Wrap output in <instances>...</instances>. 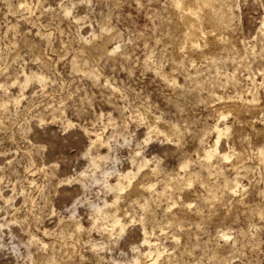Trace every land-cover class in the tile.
Masks as SVG:
<instances>
[{
	"label": "rangeland",
	"instance_id": "374dc122",
	"mask_svg": "<svg viewBox=\"0 0 264 264\" xmlns=\"http://www.w3.org/2000/svg\"><path fill=\"white\" fill-rule=\"evenodd\" d=\"M217 3L191 50L173 0H0V264H264V0ZM116 198L122 234L93 220Z\"/></svg>",
	"mask_w": 264,
	"mask_h": 264
},
{
	"label": "bare ground",
	"instance_id": "6f19581e",
	"mask_svg": "<svg viewBox=\"0 0 264 264\" xmlns=\"http://www.w3.org/2000/svg\"><path fill=\"white\" fill-rule=\"evenodd\" d=\"M174 1V3H175V6H177V8H178V10L181 12V14H182V18H183V21H184V23L187 25V33H185L187 36V39H188V43H189V48L191 49V50H195V49H198V47H200L199 46V43H198V41L195 39L196 38V35H198L199 33H204V32H206L207 30H205L204 31V27H203V24L204 23H207V25H208V23H210V25L211 26H213V28H216V27H219V29H225V30H228L229 29V25H230V19H229V15L227 14V11H226V9H224L225 10V12H222L221 10H220V7L218 8V3H217V1H219V0H190L191 2H189V3H191L190 5H187V3H186V1L187 0H173ZM189 1V0H188ZM228 2V1H227ZM227 2H225V3H227ZM227 5V4H226ZM223 6V5H222ZM228 6V5H227ZM225 7V6H224ZM227 8V7H226ZM229 13V12H228ZM228 16H227V15ZM230 15H231V11H230ZM232 17V16H231ZM230 17V18H231ZM79 18V17H78ZM232 21V20H231ZM107 24V23H106ZM232 24V23H231ZM209 25V26H210ZM210 26V27H211ZM232 26V25H231ZM106 27V26H105ZM233 27V26H232ZM212 28V27H211ZM210 28V29H211ZM226 28H228V29H226ZM104 29V28H103ZM107 29H108V27H107ZM105 30V29H104ZM104 30H103V32H104ZM110 30V29H109ZM217 30H218V28H217ZM231 30L232 29H230V32H231ZM105 31H107V30H105ZM211 31H213V29H211ZM216 31V30H215ZM110 32H113V31H110ZM109 32V33H110ZM209 32V31H208ZM208 32H206L207 34H208ZM229 32V31H228ZM105 33V32H104ZM210 33V32H209ZM217 33V32H216ZM223 33V32H222ZM213 34V33H212ZM106 35H107V38L109 39V37H110V35L108 34V33H106ZM201 35V34H200ZM206 35V34H205ZM215 36V35H214ZM103 37H105V35L103 36ZM201 37V36H200ZM205 37H207V36H205ZM198 38V37H197ZM202 38L205 40V38L202 36ZM214 38V37H213ZM223 35L222 36H220V40H222L223 41ZM231 38V37H230ZM229 38V39H230ZM104 39V38H103ZM106 39V38H105ZM104 39V40H105ZM111 39L113 40V38L111 37ZM209 39V38H208ZM218 39V38H217ZM216 39V41H219V42H222V41H220L219 39L217 40ZM226 39H228V38H226ZM107 40V39H106ZM207 40V39H206ZM210 41V40H209ZM226 41V40H225ZM107 42V41H106ZM204 42H207V41H204ZM110 43V42H109ZM109 43L107 42V43H105L104 42V44H99L100 46V50H101V52H103V53H109V54H113L114 52H116V50L119 48V46H115L113 49H110V47L108 46L109 45ZM226 43V42H225ZM204 47V46H203ZM80 58V57H79ZM81 59V58H80ZM85 59V58H84ZM83 59V60H84ZM82 62H84V61H74V70L75 69H80V67H81V65L83 64ZM86 62V61H85ZM84 65V64H83ZM82 65V66H83ZM86 65V64H85ZM82 68V67H81ZM80 70H82V69H80ZM84 70V69H83ZM94 71H95V69H94ZM93 70H90V71H86V73L88 74V75H90L91 77H95L96 75L95 74H97V73H95ZM98 77V76H97ZM97 79V78H96ZM175 79V78H174ZM34 80H37V81H40V82H43L44 81V77L43 76H41V75H39V74H32V75H27L26 76V78H25V83H24V86H26L27 84H29L31 81H34ZM107 83V82H106ZM253 83H254V81H253ZM253 85V84H252ZM260 85V84H259ZM258 86V85H257ZM256 86V83H254V85H253V87H251L250 89H249V91H251L252 93L251 94H253V100H256V99H258L259 97H258V90H257V87ZM245 90V89H244ZM243 92V91H242ZM248 95H249V93H248ZM241 96V95H240ZM251 96V95H250ZM16 97V96H15ZM240 98V97H239ZM239 101V100H238ZM243 101V100H242ZM257 101V100H256ZM259 101V100H258ZM1 102H2V100H1ZM225 102V101H224ZM7 103V102H6ZM5 103V100H4V102H2L1 103V105L2 106H4V105H7ZM248 103V102H247ZM251 103V102H250ZM249 103V104H250ZM242 104V103H241ZM254 104V103H253ZM238 105V104H237ZM236 105V106H237ZM258 105V104H257ZM231 106V105H230ZM243 106V105H242ZM240 107V106H239ZM244 107V106H243ZM246 107V106H245ZM237 110L239 109V108H237V107H235ZM62 112V111H61ZM63 113V112H62ZM145 113V112H144ZM255 116V115H254ZM153 117V116H152ZM155 118V117H154ZM228 118V117H227ZM261 121V120H260ZM259 122V121H258ZM70 123V122H69ZM156 123H157V121H156ZM254 124L255 123H257L255 120H254V122H253ZM260 123V122H259ZM158 125V124H157ZM172 125V124H171ZM255 126V125H254ZM263 126H264V123H263ZM154 127V126H153ZM159 127V126H158ZM220 127V126H219ZM247 127V126H246ZM166 128V127H165ZM177 129V128H176ZM216 129V128H215ZM217 129H218V127H217ZM173 130H174V132L173 131H170L169 133H175V129L173 128ZM223 130V129H222ZM222 130H218L219 132H220V135H219V137H217L218 139H217V141L214 143V145H209L210 147H209V149H206L205 150V154H204V158L203 159H205L204 161H205V164H203V165H205V167L206 166H208V167H210V166H212V160L214 159V157H221V158H223V159H230L231 158V156H230V154L229 153H224V152H222V151H220V149H219V143H220V140H221V133L223 132ZM160 131V130H159ZM180 131V130H179ZM150 132V131H149ZM161 132V131H160ZM227 132V131H226ZM95 133V132H94ZM181 133V132H180ZM162 134V133H161ZM179 135V134H178ZM170 137V136H169ZM179 137V136H178ZM179 139V138H178ZM94 141V140H93ZM92 141V142H93ZM95 143H97V142H99V143H102V139L100 138V137H98L97 138V140H95L94 141ZM105 142V141H104ZM103 142V143H104ZM94 143V144H95ZM106 143V142H105ZM108 143V142H107ZM93 144V143H92ZM93 144V145H94ZM104 145V144H103ZM107 146H108V144H106ZM236 147V146H235ZM257 149V148H256ZM255 149V150H256ZM262 149V148H261ZM259 150V151H261L260 153H263L264 151H263V149L262 150ZM236 150V149H235ZM258 151V150H257ZM93 152V151H92ZM91 152V149L88 151V152H86L87 153V156L86 157H88V160L90 161V164H91V166H93L94 168H100L101 167V164H102V161H104V160H106L107 161V159H109L110 157V154H104V155H102V154H99L98 153V155H94V153H92ZM234 152V151H233ZM246 154V153H245ZM232 155V154H231ZM233 156V155H232ZM245 156V155H244ZM247 156H248V154H247ZM249 157V156H248ZM247 157V158H248ZM116 158V157H115ZM138 158V157H137ZM144 159V158H143ZM188 159V158H187ZM142 161V163L139 165L140 166V168H142V166L144 167L145 165H147V160L146 159H144V160H141ZM186 161V160H185ZM134 162V161H133ZM89 164V165H90ZM139 164V163H138ZM217 165V164H216ZM189 166V161H186V162H184V163H182V166L181 167H183V168H186V167H188ZM214 166V165H213ZM203 167V166H202ZM147 168V167H146ZM208 169V168H207ZM210 169V168H209ZM95 170V169H94ZM109 170V169H108ZM112 170V169H111ZM211 170V169H210ZM140 171V170H139ZM218 172L219 171H221V169L220 170H217ZM96 172V171H95ZM135 172V171H134ZM134 172H133V174H134ZM217 172V173H218ZM222 172V171H221ZM85 173V172H84ZM108 173H109V171H103V174H104V176H106V175H108ZM238 173V172H237ZM136 174V173H135ZM135 174L134 175H132V172H125V173H121L120 174V178H119V180H118V182L116 183V184H111L107 179H105L104 180V182H105V184H106V188H108L110 191H114V192H123V191H125V189L127 188V187H129L130 185H132V178L135 176ZM85 175H86V173H85ZM84 175V176H85ZM110 175V174H109ZM83 176V175H82ZM83 176V178H85ZM138 176V175H137ZM241 176V175H240ZM95 177V176H94ZM107 177V176H106ZM235 177V176H234ZM99 178V177H98ZM101 179V178H100ZM124 179H126L127 180V182H128V185H127V183L125 184L124 182H123V180ZM125 180V181H126ZM215 180V179H214ZM80 181H83V179L82 180H80ZM84 181H86V180H84ZM83 181V182H84ZM96 181V180H95ZM234 181V180H233ZM82 182V183H83ZM100 182V181H99ZM212 182H214V181H212ZM183 183V182H182ZM240 180H236L235 179V181L234 182H229V184H227V185H230V188L231 189H233L234 187H239L240 186ZM186 184V183H185ZM207 184V183H206ZM213 184H215V183H213ZM84 185V184H83ZM85 185H86V183H85ZM84 185V186H85ZM127 185V186H126ZM155 184H150V187H152V189H154V186ZM171 185V184H170ZM183 185V184H182ZM225 185V184H224ZM149 186V185H148ZM154 186V187H153ZM174 186V185H173ZM212 186V185H211ZM242 186V185H241ZM86 187H87V185H86ZM142 187V186H141ZM145 187V186H144ZM229 187V186H228ZM244 187V186H243ZM145 188H147V185H146V187ZM149 188V187H148ZM166 188H168V187H166ZM165 188V189H166ZM212 189H213V186L211 187ZM143 189V188H142ZM151 189V190H152ZM156 189V188H155ZM236 189V188H235ZM127 190V189H126ZM234 190V189H233ZM138 191H139V189H138ZM142 191V190H141ZM119 199V198H118ZM117 198H116V200H114L112 203L110 202H107V200H106V202H105V204L103 205V206H100V205H94V203H96V202H94V203H91V201H90V203L91 204H93V206H94V210H92V211H94V213H93V215H95L94 216V218H93V220L95 221V225H97V222H101L102 221V223H104L105 224V222H107V223H110V225L112 226V229H114V228H119L120 229V234H122L125 230H126V226H127V224H126V222H124V220H123V218L121 217L122 215L121 214H123V213H121V211H120V208L116 205V204H118V202H117V200H118ZM87 201V200H86ZM93 202V201H92ZM89 203V202H88ZM77 204H79V203H77ZM97 204V203H96ZM187 205V204H186ZM78 206V205H77ZM90 206V205H89ZM187 207V206H186ZM74 208V207H73ZM77 210H76V207L74 208V210L72 211L73 213H75ZM123 211V210H122ZM124 211H126V210H124ZM128 215V214H127ZM75 216V215H74ZM92 218V217H91ZM92 221V220H91ZM94 223V222H93ZM100 225H101V223H99ZM94 226V225H93ZM101 226H104V225H101ZM79 227V226H78ZM81 227H83V226H80V228ZM127 227H129V226H127ZM80 228H78V229H80ZM98 228H99V226H98ZM102 228V227H101ZM145 228V227H144ZM93 229V228H92ZM100 229V228H99ZM104 229V228H103ZM111 229V228H110ZM90 230H91V228H90ZM101 230V229H100ZM99 230V231H100ZM147 230V229H146ZM145 230V235H147L148 234V231H146ZM79 231V230H78ZM103 231V230H102ZM112 231V230H111ZM114 232V231H113ZM112 232V233H113ZM105 233H107V231L105 232ZM117 233V232H116ZM227 233V232H226ZM152 234V233H151ZM147 236H150V235H147ZM146 236V238L144 239L145 240V242H149L150 243V240L148 239V237ZM35 239V238H34ZM155 242V241H154ZM158 242H160V241H158ZM157 242V243H158ZM148 244V243H147ZM151 244V243H150ZM156 245V244H155ZM163 246V245H162ZM160 247H161V245H160ZM159 247V248H160ZM150 248V247H149ZM152 248H153V246H152ZM159 248H158V246H157V248L155 249V251H157L158 252V259H159V257L161 256V252H163V251H159ZM163 248V247H162ZM161 248V249H162ZM149 250V249H148ZM150 251V255H152L153 253H152V249L151 250H149ZM145 252V251H144ZM220 252V251H219ZM146 253V252H145ZM147 255H148V253H146ZM219 255V254H218ZM149 256V255H148ZM162 257V256H161ZM167 258V257H166ZM169 258V257H168ZM145 259V258H144ZM158 259H155V260H153L154 262H152V263H150V264H157V262H159V261H157ZM139 261H140V257H139ZM144 261V260H143ZM136 262H138L137 260H136Z\"/></svg>",
	"mask_w": 264,
	"mask_h": 264
}]
</instances>
